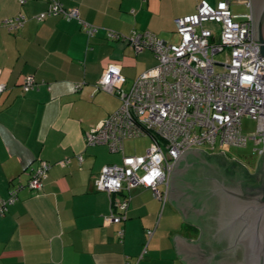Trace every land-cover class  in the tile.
I'll use <instances>...</instances> for the list:
<instances>
[{
  "label": "crops",
  "instance_id": "0c3cea01",
  "mask_svg": "<svg viewBox=\"0 0 264 264\" xmlns=\"http://www.w3.org/2000/svg\"><path fill=\"white\" fill-rule=\"evenodd\" d=\"M200 1L59 0L98 28L89 38L77 20L49 16L38 22L49 9L47 1L0 0V84L6 88L0 93V199L23 187L0 215V264H183L178 237L196 241L200 231L186 227L168 198L161 212L152 192L137 187L127 219L105 224L110 197L97 192L94 181L103 167L120 165L122 154L86 146L84 135L121 105L117 96L96 88L108 65L120 67L128 91L157 63L150 51L136 54L127 44L108 40L107 32H150L178 44L174 20L194 14ZM17 15L26 18L21 28L4 27ZM27 77L35 84L24 91ZM42 162L50 166L42 189L30 191L31 170Z\"/></svg>",
  "mask_w": 264,
  "mask_h": 264
},
{
  "label": "built area",
  "instance_id": "2783aa9c",
  "mask_svg": "<svg viewBox=\"0 0 264 264\" xmlns=\"http://www.w3.org/2000/svg\"><path fill=\"white\" fill-rule=\"evenodd\" d=\"M44 1L49 9L36 17L38 22L61 16L77 20L89 38L97 33L98 28L83 22L77 10H66L59 0ZM233 4L251 6L250 0H219L215 5L202 0L194 14L176 18L178 44L166 43L150 32L133 31L127 36L107 32L108 40L125 43L136 54L150 51L157 63L128 91L123 89L125 78L115 64L108 65L96 84L97 90L121 102L117 111L84 135L86 146L104 145L110 153L122 154L120 165L103 167L94 181L95 190L110 197L105 224L127 219L131 192L137 187L149 189L164 205L173 165L187 149L215 152L218 145L241 148L252 140L256 154L264 153V57L259 55L260 44L253 40L251 14L233 13ZM25 21L17 15L3 25L15 31ZM224 52L226 61L217 62L215 56ZM217 67L223 71H216ZM34 84V78L27 77L22 88L29 91ZM5 89L0 84V93ZM243 118L258 123L250 137L242 133ZM134 138H149L145 154L124 155V142ZM49 168L42 162L32 169L26 187L41 191ZM21 189L15 186L7 199H0V215L17 202ZM153 232L147 231L148 240ZM118 236L122 238L123 232Z\"/></svg>",
  "mask_w": 264,
  "mask_h": 264
},
{
  "label": "water",
  "instance_id": "95a60500",
  "mask_svg": "<svg viewBox=\"0 0 264 264\" xmlns=\"http://www.w3.org/2000/svg\"><path fill=\"white\" fill-rule=\"evenodd\" d=\"M251 16L264 57V0L253 4ZM226 174L199 150L187 149L173 165L168 200L186 227L200 231L196 241L178 237L183 264H264V158L251 177Z\"/></svg>",
  "mask_w": 264,
  "mask_h": 264
},
{
  "label": "rangeland",
  "instance_id": "374dc122",
  "mask_svg": "<svg viewBox=\"0 0 264 264\" xmlns=\"http://www.w3.org/2000/svg\"><path fill=\"white\" fill-rule=\"evenodd\" d=\"M231 11L235 14H245L248 13V8L243 5H231ZM206 27H212L211 24H206ZM215 60L217 62L226 61V52L218 54L215 56ZM216 71H223L222 68L217 67ZM258 123L255 120L243 118L241 122L242 133L250 137L257 130ZM150 144L149 138H134L125 141L124 151L126 155H143L146 152V148H148ZM255 149L257 146L254 144V141L248 140L245 147L237 148L230 146H217L215 152L224 153L227 158L231 160H237L242 165L249 168V170H254L256 168L259 154H256ZM214 152V153H215ZM162 190V189H160ZM164 209V205H161V212ZM171 208L167 204L165 211H169ZM147 242V240H146Z\"/></svg>",
  "mask_w": 264,
  "mask_h": 264
},
{
  "label": "flooded vegetation",
  "instance_id": "af4514ba",
  "mask_svg": "<svg viewBox=\"0 0 264 264\" xmlns=\"http://www.w3.org/2000/svg\"><path fill=\"white\" fill-rule=\"evenodd\" d=\"M256 1H258V0H250L251 7H253V4ZM199 151H201L202 155L207 157V161L209 162V164H212V166H220V167L226 169V173H227L226 176H228V177H239L238 175L243 174V173H245V176L251 177L256 172V168L251 171V170H249V168L242 165L239 161H237L235 159L231 160V159L227 158L224 153H219V152L214 153V152H209L208 150H199ZM263 158H264V155H262V156L259 155V159H258L256 167L258 166L259 163L262 162ZM213 175H214V173H213ZM170 198H171V200H173L172 199L173 198L172 193H170ZM170 202H171L173 208L178 213L181 214V211L174 206L172 201H170Z\"/></svg>",
  "mask_w": 264,
  "mask_h": 264
}]
</instances>
